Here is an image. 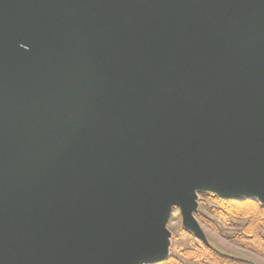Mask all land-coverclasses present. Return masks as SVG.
Here are the masks:
<instances>
[{"label":"water","instance_id":"95a60500","mask_svg":"<svg viewBox=\"0 0 264 264\" xmlns=\"http://www.w3.org/2000/svg\"><path fill=\"white\" fill-rule=\"evenodd\" d=\"M198 192L264 204V0H0V264H150Z\"/></svg>","mask_w":264,"mask_h":264},{"label":"trees","instance_id":"16d2710c","mask_svg":"<svg viewBox=\"0 0 264 264\" xmlns=\"http://www.w3.org/2000/svg\"><path fill=\"white\" fill-rule=\"evenodd\" d=\"M210 200L209 209L226 225H236L237 230L228 234L231 242L264 257V204L255 198H224L213 193L201 194V200ZM206 202V201H205ZM197 215L207 220L201 213ZM240 222V225H237ZM216 228L214 222L208 223ZM152 264H255L245 258L221 252L199 239L196 246L179 250Z\"/></svg>","mask_w":264,"mask_h":264},{"label":"rangeland","instance_id":"374dc122","mask_svg":"<svg viewBox=\"0 0 264 264\" xmlns=\"http://www.w3.org/2000/svg\"><path fill=\"white\" fill-rule=\"evenodd\" d=\"M202 193L205 192H198L197 194V207L193 214L204 234V242L221 252L240 258H245L254 262L255 264H264L263 256L230 241L227 236L228 234L237 230L236 225H226L219 217L215 216L209 209L211 204L210 200H205L206 202L200 201ZM197 213H201V215H203L207 220L203 221L197 215ZM210 222H214L217 230L208 224ZM237 225H240V222H237ZM166 228L168 230L167 244L169 255L172 253L177 254L179 250L184 248H192L199 242V238L196 237L190 229L184 228L181 215L177 207L172 209L166 223ZM261 230L264 233V227H262Z\"/></svg>","mask_w":264,"mask_h":264}]
</instances>
